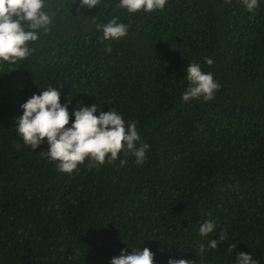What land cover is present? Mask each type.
Instances as JSON below:
<instances>
[{
    "label": "trees",
    "instance_id": "16d2710c",
    "mask_svg": "<svg viewBox=\"0 0 264 264\" xmlns=\"http://www.w3.org/2000/svg\"><path fill=\"white\" fill-rule=\"evenodd\" d=\"M0 264H264V0H0Z\"/></svg>",
    "mask_w": 264,
    "mask_h": 264
}]
</instances>
